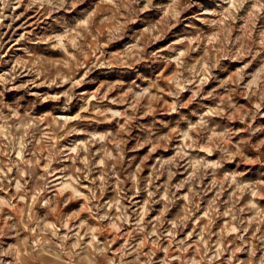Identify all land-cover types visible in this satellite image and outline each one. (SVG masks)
<instances>
[{
    "label": "rangeland",
    "instance_id": "1",
    "mask_svg": "<svg viewBox=\"0 0 264 264\" xmlns=\"http://www.w3.org/2000/svg\"><path fill=\"white\" fill-rule=\"evenodd\" d=\"M0 264H264V0H0Z\"/></svg>",
    "mask_w": 264,
    "mask_h": 264
},
{
    "label": "bare ground",
    "instance_id": "2",
    "mask_svg": "<svg viewBox=\"0 0 264 264\" xmlns=\"http://www.w3.org/2000/svg\"><path fill=\"white\" fill-rule=\"evenodd\" d=\"M65 187H68V186H65Z\"/></svg>",
    "mask_w": 264,
    "mask_h": 264
}]
</instances>
